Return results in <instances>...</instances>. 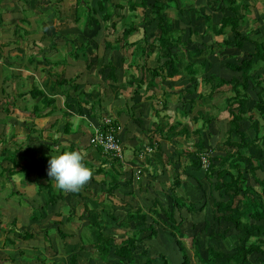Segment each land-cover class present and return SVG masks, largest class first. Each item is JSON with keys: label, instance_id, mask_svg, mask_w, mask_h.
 Returning a JSON list of instances; mask_svg holds the SVG:
<instances>
[{"label": "crops", "instance_id": "crops-1", "mask_svg": "<svg viewBox=\"0 0 264 264\" xmlns=\"http://www.w3.org/2000/svg\"><path fill=\"white\" fill-rule=\"evenodd\" d=\"M98 1L0 0V264H41L40 259L44 264H68L72 254H77V264H105L95 258L92 245L82 240L89 239L90 211H100L104 232L120 240L125 231L115 225V219L124 218L137 205L148 212L154 204L156 214L148 212L147 221H169L163 210L173 209L172 194L195 207L190 213L185 208L174 210L176 220L184 219L185 241L195 234L201 254L214 242L199 229L205 219L213 221L216 196L203 177L204 170H196L192 156L186 157L183 149L193 151L202 136L211 155L224 153L225 94L221 90L210 100L202 98L209 89L201 84L200 76L197 91L188 95L183 93L188 83L185 76L156 77L149 84L147 68L164 62L157 49L148 52L145 43L147 34L156 29V20L146 22L149 10H142V0H110L104 3L106 17ZM80 4L90 6L95 23L86 24L85 13L81 19L75 18ZM227 6L220 0H172L165 11L175 28L184 29V41L190 31L201 32L204 20L197 17L204 8L213 24L224 15L241 17L240 33L264 43V0H235L231 10ZM204 41H215V48L221 37L209 34ZM195 45L199 44L191 37L186 48ZM243 50L254 51V44L246 41L241 49L228 47L219 57L210 55L209 71L225 79L238 75L225 62H238L246 56ZM109 63L116 67L114 74L106 67ZM253 73L262 77L264 86V61L255 64ZM141 77L133 94V83ZM60 79L77 85V91L58 85ZM33 87L36 89L31 91ZM220 97L223 99L217 102ZM105 117L118 126L121 167H111L112 155L91 143ZM172 123L186 125L187 132L179 125L167 135ZM201 127V133L194 132ZM246 132L251 138L252 132ZM178 144L183 146L180 153L175 152ZM72 150L84 154V164L93 176L78 193H65L48 176V161L52 155ZM101 162L107 174L97 171ZM117 172L119 181L111 190L108 182ZM176 177L182 185L174 189ZM46 184L56 197L52 203ZM211 227L222 231L225 224L211 222ZM156 229L155 238L142 237L143 247L150 256L163 253L179 264L180 252L173 237L162 224ZM22 231L31 236L19 238ZM230 233L232 237L233 231ZM206 240L207 245L203 244ZM107 260L106 264H123L112 250Z\"/></svg>", "mask_w": 264, "mask_h": 264}, {"label": "trees", "instance_id": "trees-1", "mask_svg": "<svg viewBox=\"0 0 264 264\" xmlns=\"http://www.w3.org/2000/svg\"><path fill=\"white\" fill-rule=\"evenodd\" d=\"M148 1H151V3H148ZM171 1L142 0L141 3L144 12L149 10L145 16L146 22L151 24L152 21L156 20V29L146 36L147 51L151 52L156 48L159 60L164 59L161 66L152 69L147 68L151 79L149 84H154L152 79L155 80L156 77L164 79L165 77H174L176 75L185 76L188 77V83L184 87L183 93L185 95L195 93L201 82L209 89L207 97L201 95L202 98H207V100L219 94L221 90H224L223 88H228L229 95L224 97L223 102L224 112L228 117L225 139L221 142L224 147V153L211 155L210 149H206L203 145L202 136L199 137L193 151L183 149L186 157L192 156L191 165L196 170H204L203 177L208 182L210 192L217 193V196L213 197L212 201L213 221L211 222L214 224H225V228L222 231H216L211 227V222L205 219L204 226L199 231L201 233L205 232L207 238L214 241L217 246L207 245L204 248L205 252L201 254V243L195 234L191 236L187 246L184 239L185 234L181 231L184 219L180 217L179 220H176L174 218V210L180 211L181 208H185L190 213L195 210V207L193 203L181 202L176 194H172L173 209L163 210L169 221H147L148 212H151V216L156 214L154 212V204V208H150L148 212L140 205H137L136 208L128 210L124 218L115 219V225L125 231L124 238L120 240L115 235L104 232L100 211H90L88 214L90 215V220L86 226L89 239L87 240L83 236V243L89 242L92 245L95 258L102 263L106 262L112 250L113 254L123 264H153L156 261H161L162 264H170L165 254L158 253L150 256L148 250L142 244V237L155 238L157 235L156 226L162 224L165 225L164 228L168 230L174 239V244L182 253L179 264H194V259L197 264H254L251 260L254 254H256L258 263L264 264V175L260 176L258 173V171L264 173V132L261 131L264 127V86L262 85V77L253 73L255 64L259 61H264V43L256 39L251 40L247 34L243 35L240 33L239 22L241 17L224 15L217 24H213L211 16L205 13L204 8L201 9L202 14L197 17L204 20L201 32L190 31L187 40L184 41L182 40V36L185 33L184 29L175 28L171 18L165 11ZM220 1L221 3L226 2L228 4L226 8L228 9L235 2V0ZM106 2L109 4L110 0L98 1L99 10L105 11V17L107 14L105 9H108V6L106 8L104 6ZM130 5L135 6L134 3ZM221 6L223 8L222 4L220 8ZM90 11L89 5L86 8H83L82 4L77 5L75 18L77 20L81 19L85 13L84 21L86 24L92 25L97 20L90 14ZM209 34L221 37L218 47L216 45L214 48L215 41L211 43L204 41L205 36ZM230 34H232L231 38L229 37ZM191 37H194L199 45L188 49L186 45L190 42ZM246 41L254 44V51L243 50L246 56L241 60H238V62H225L226 68L238 73V75H232L229 79H225L209 71L211 68L210 55L219 57L221 55L220 52L228 47L241 49ZM80 48L83 47L80 46ZM84 48L87 49V45ZM87 66L89 65L87 64ZM106 67H109V73L114 74L116 70L114 64L109 63ZM199 76L200 82L197 79ZM109 78L115 80V77ZM142 78L134 81L133 85L136 87L133 90V94L137 93L138 86L142 83ZM56 83L63 87L72 86L77 91V85H72L71 82L65 79L57 80ZM35 89L33 87L31 91ZM253 90L255 92L251 94L250 92ZM84 100L86 99L83 98ZM92 100L94 101V99ZM97 100L95 101L96 103ZM189 100L192 101V99ZM50 101L51 99H47L48 104H50ZM211 119L209 117L207 122H210ZM176 124L172 123L169 126L166 132L167 135L172 130V127L175 129L179 125L184 128V132H187L186 125ZM247 130L252 132L251 138L247 134ZM201 131L202 127L199 130H194L195 133H201ZM233 136L237 137V139L233 140ZM204 153L210 154L206 168H202L200 158ZM108 154L112 155V160L114 161L110 163V166L121 167L119 158L111 153ZM174 161L172 160V162ZM103 170V162H101L97 171L100 173ZM103 173L107 174V172ZM118 173L109 179L108 184L111 186V190L115 189L119 181ZM198 184L202 185L200 182ZM181 185V179L176 177L173 188H178ZM44 186L50 189L48 184ZM49 191L48 202L52 203L56 197L51 189ZM231 231L236 232V242L230 251H225L219 248L218 245L221 241L231 236ZM58 233L63 237L66 236L60 229H58ZM30 236L31 233L22 231L19 232L18 237L28 238ZM39 261L41 264L45 263L42 259ZM68 264H77V254L70 256Z\"/></svg>", "mask_w": 264, "mask_h": 264}, {"label": "clouds", "instance_id": "clouds-1", "mask_svg": "<svg viewBox=\"0 0 264 264\" xmlns=\"http://www.w3.org/2000/svg\"><path fill=\"white\" fill-rule=\"evenodd\" d=\"M85 156L79 150L52 155L48 161V176L55 187L65 193H78L90 182L93 172L84 164Z\"/></svg>", "mask_w": 264, "mask_h": 264}, {"label": "built area", "instance_id": "built-area-1", "mask_svg": "<svg viewBox=\"0 0 264 264\" xmlns=\"http://www.w3.org/2000/svg\"><path fill=\"white\" fill-rule=\"evenodd\" d=\"M118 126L115 124L112 118L105 117L99 128H96L91 137V143L102 148L105 153H111L122 159V147L120 140L117 136ZM210 154L204 153L200 156L202 168L208 166V158ZM140 170H137L138 174Z\"/></svg>", "mask_w": 264, "mask_h": 264}, {"label": "rangeland", "instance_id": "rangeland-1", "mask_svg": "<svg viewBox=\"0 0 264 264\" xmlns=\"http://www.w3.org/2000/svg\"><path fill=\"white\" fill-rule=\"evenodd\" d=\"M127 2H129V1H127ZM22 14L24 15V13H22ZM223 89H224L223 92H224L225 96L228 95V94H229V90H228V88H223ZM250 93L252 94L253 92H250ZM222 99H223V98L220 97V98H217L216 101H217V102H220ZM38 114H39V113H38ZM224 114H225V120H226L228 117L226 116V113H224ZM261 131L264 132V127L261 129ZM169 134H170V133H169ZM225 135H226V134H225V131H223V139H225ZM178 145H179V146L176 147L177 149H175V152L177 151V152L180 153V152H182V148H183V146H182L181 144H178ZM222 147H223V146H222ZM126 149H127V148H124V149H123V153H124V155H126V154H125V151H124V150H126ZM174 155H175V153H174ZM174 155H171V156H174ZM258 173H259L260 176H263V175H264V173H262L261 171H258ZM214 195L217 196V193L214 192ZM164 226H165V225H164ZM188 227H189V226H186L185 229H187ZM144 234H145V233H144ZM234 235H236V232H235V231H233L232 237H229L227 240L222 241V242L218 245V247L221 248V249H224V250H231V249L233 248L235 242H236V236H234ZM189 241H190V240H189ZM189 241H186V242H185L187 246H188ZM207 241H208V240L204 241L203 244L207 245ZM210 242H213V241H210ZM212 245H213V246H216V243L213 242ZM179 252H180V257H181V256H182V253H181V251H179ZM168 259H169L170 264H175V261H174L171 257H169ZM251 260L253 261L254 264H257V260H256V256H255V255H253V256L251 257ZM37 261H38V260H36V262H37ZM81 261L84 262V259H82ZM106 262H108V260H106ZM106 262H105V264H106ZM194 264H197L195 259H194Z\"/></svg>", "mask_w": 264, "mask_h": 264}]
</instances>
